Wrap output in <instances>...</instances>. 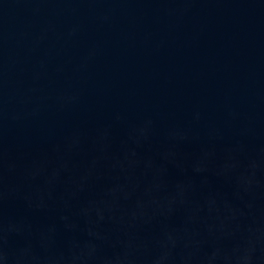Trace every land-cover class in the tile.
I'll use <instances>...</instances> for the list:
<instances>
[{"label": "water", "instance_id": "1", "mask_svg": "<svg viewBox=\"0 0 264 264\" xmlns=\"http://www.w3.org/2000/svg\"><path fill=\"white\" fill-rule=\"evenodd\" d=\"M0 264H264V0H0Z\"/></svg>", "mask_w": 264, "mask_h": 264}]
</instances>
